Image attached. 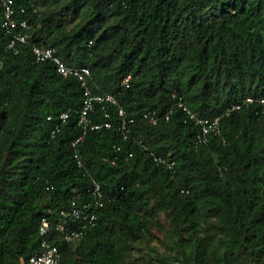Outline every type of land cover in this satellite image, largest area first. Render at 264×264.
I'll list each match as a JSON object with an SVG mask.
<instances>
[{
  "label": "trees",
  "instance_id": "trees-1",
  "mask_svg": "<svg viewBox=\"0 0 264 264\" xmlns=\"http://www.w3.org/2000/svg\"><path fill=\"white\" fill-rule=\"evenodd\" d=\"M43 1L40 12L34 0H15L31 25L18 54L0 4V264H26L40 252L42 217L62 264H134L160 214L169 227L157 264H264V0ZM34 44L90 69L92 93L114 95L135 119L129 140L111 106L112 127L73 146L82 134L81 80L36 61ZM249 97L256 101L228 111ZM179 99L199 117H219L221 135L195 144L198 128L185 122ZM92 118L105 120L99 105ZM93 181L106 204L94 227L66 242L57 223Z\"/></svg>",
  "mask_w": 264,
  "mask_h": 264
},
{
  "label": "built area",
  "instance_id": "built-area-1",
  "mask_svg": "<svg viewBox=\"0 0 264 264\" xmlns=\"http://www.w3.org/2000/svg\"><path fill=\"white\" fill-rule=\"evenodd\" d=\"M3 8L2 30L9 38L8 47L16 54L20 51V46L27 44L30 38L31 25L28 20L22 18L21 15L26 13L25 7H16L15 0H0ZM92 42H90L91 44ZM33 55L38 62L53 63L59 74L64 76H74L81 80V85L84 88V102L79 112V126L82 134L74 142L76 146L84 136L91 130H99L102 128L112 127L111 106L117 107L118 117L120 119L118 130L124 141L129 140L132 125L135 119L130 117L125 108L119 105L117 98L112 94H93L88 86V79L91 71L88 67H77L67 65L61 57L57 54L54 47H46L39 44H34L32 47ZM2 60H0V66ZM256 100L254 98H246L242 102L233 104L228 111L240 110L244 106L252 104ZM260 109L264 112V97L258 100ZM99 105L104 112L105 120L101 123H95L92 118L96 106ZM177 106L180 108L185 116V122H193L198 130L195 135L194 142L197 145L208 144L212 136L221 135V120L217 118L199 117L189 106L181 99L177 100ZM70 112H63L59 116V123L56 124L52 130L51 135L54 137L62 128V126L69 119ZM170 114L166 115L169 119ZM49 117V120H52ZM144 119L151 124L156 125L159 117L149 113L144 114ZM139 144L147 149L143 139L139 140ZM116 151L121 150V146L115 147ZM154 161L158 164L164 165L168 169H173L175 161L169 160L165 157L151 153ZM132 156V153L130 154ZM77 163L80 167L83 166L80 155L76 153ZM106 196L101 185L97 181H93L89 190L88 197L78 198L73 200L68 212L63 211L60 221L57 223V230L63 234L66 242L72 243L80 240L85 232L97 224L98 212L105 206ZM71 221L76 222L73 225ZM51 221L48 217H42L40 221V235L42 236L40 252L33 253L27 260L26 264H62L61 253L57 246L53 245L48 236L50 234Z\"/></svg>",
  "mask_w": 264,
  "mask_h": 264
},
{
  "label": "rangeland",
  "instance_id": "rangeland-1",
  "mask_svg": "<svg viewBox=\"0 0 264 264\" xmlns=\"http://www.w3.org/2000/svg\"><path fill=\"white\" fill-rule=\"evenodd\" d=\"M40 12L47 9V3L43 0H34ZM169 227L168 220L163 214L159 215V221L156 223L155 234L156 237H149L146 241H142L137 245L138 250L134 253V264H157V258L166 252V246L163 241L168 242L167 229ZM149 254L148 257H145ZM145 257V258H144ZM133 262V260H132Z\"/></svg>",
  "mask_w": 264,
  "mask_h": 264
}]
</instances>
